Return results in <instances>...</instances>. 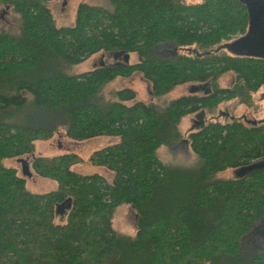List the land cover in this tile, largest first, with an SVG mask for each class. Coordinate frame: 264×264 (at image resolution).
Here are the masks:
<instances>
[{"label": "trees", "instance_id": "trees-1", "mask_svg": "<svg viewBox=\"0 0 264 264\" xmlns=\"http://www.w3.org/2000/svg\"><path fill=\"white\" fill-rule=\"evenodd\" d=\"M49 1L0 0L20 23L18 32L0 29V264H264V248L245 251L241 242L264 216V167H248L264 160V121L214 115L233 99L255 107L252 96L264 86L263 58L215 50L245 32L246 6L79 0L73 23L62 26ZM164 42L183 51L162 58L156 46ZM96 53L122 63L74 71ZM125 53L136 60L124 62ZM135 72L148 82L150 102L135 100L131 88L104 93L116 77ZM226 73L232 82L220 85ZM183 83L205 90L156 101ZM197 112L211 116L183 136L180 120ZM56 132L74 140L115 137L87 159L110 177L72 170L83 161L73 152L35 153L34 142ZM180 141L194 164L159 158L158 148ZM29 154L32 173L54 180V189L32 192L25 176L4 165ZM245 167L237 177H215ZM122 205L135 213L134 235L113 227Z\"/></svg>", "mask_w": 264, "mask_h": 264}, {"label": "rangeland", "instance_id": "rangeland-1", "mask_svg": "<svg viewBox=\"0 0 264 264\" xmlns=\"http://www.w3.org/2000/svg\"><path fill=\"white\" fill-rule=\"evenodd\" d=\"M189 2H195L199 0H187ZM79 0H51L48 2V7L50 8L52 15L57 23V25H71L74 20L75 8ZM0 8V29L7 31L18 32L20 30V23L18 15L13 12L4 11L1 12ZM238 36V35H235ZM173 42H164L156 46V51L158 55L162 58L172 60L176 57V54H172L175 49ZM224 48V47H223ZM160 49H162L160 51ZM224 50H226L224 48ZM160 51V52H159ZM183 51L182 49L178 50ZM177 51V52H178ZM136 60V55H129V62H134ZM106 62L113 64L116 59L112 55L96 53L81 63L77 64L74 71L81 72L93 68L98 62ZM231 73L224 74L219 82L220 85L228 86L232 82ZM121 88H131L136 92L135 100H140L143 102H150L151 93L149 89L148 82L143 79L140 73L135 72L129 77H116L113 81L109 82L104 87V93L110 90H118ZM203 87L198 85H192L190 83H183L175 86L169 92L162 94L156 101L162 103L174 98H177L183 94H188L191 92H203ZM204 90V89H203ZM253 101L255 107H247L245 105L236 104L235 100H229L222 102L218 105L215 110L214 115L218 119L224 121L229 116H243L245 119L254 120L261 119L264 117V86L261 87L256 93L253 94ZM202 115V116H201ZM210 117L209 113H192L184 116L180 120L179 128L183 136H186L188 131L194 128V120L197 122L201 117ZM196 125V123H194ZM117 139L110 136H99L91 139L85 140H74L66 137L62 132H56L47 140H36L34 142L35 153L51 157L64 153H76L82 158V162L75 163L71 166V169L80 174H88L93 172H99L101 174L110 177V172L105 168L92 165L87 161L89 155L92 151L108 144L115 142ZM159 158L169 164H175L180 166H190L195 163L196 156L189 149L185 141H180L172 145H163L157 150ZM23 161L31 162V155H23L20 157ZM19 158H8L5 159V166L15 167L19 175L25 176L26 186L32 192H45L52 190L56 187V182L50 178L41 177L33 173L30 177L26 176L22 170V161ZM31 172H34L32 167L29 166ZM241 170L237 168H227L223 171L218 172L215 177L218 179L237 177ZM65 208L60 209L61 216H63ZM59 213V214H60ZM60 217V216H59ZM56 217V220H59ZM258 232L255 234L250 232L243 238L242 245L245 251H251L255 248H264V225L257 223ZM113 227L124 234L134 235L135 233V213L127 205L120 206L113 216Z\"/></svg>", "mask_w": 264, "mask_h": 264}, {"label": "water", "instance_id": "water-1", "mask_svg": "<svg viewBox=\"0 0 264 264\" xmlns=\"http://www.w3.org/2000/svg\"><path fill=\"white\" fill-rule=\"evenodd\" d=\"M245 6L248 15L247 28L244 33L237 37L219 44L215 50H224L227 52L238 55V56H250L264 59V0H240ZM8 8V6H6ZM2 13L4 10L1 11ZM257 27L262 35V41L257 43L255 40L254 28ZM224 47V48H223ZM176 51V46L174 47ZM177 52V51H176ZM113 58H116L115 56ZM124 62H128L129 54L125 53L123 56ZM253 122H262L264 117L261 119L252 120ZM23 159V158H22ZM21 158L18 160L22 161L23 173L30 177L33 173L29 169V162L23 161ZM250 168H261L264 167V160L252 163ZM248 167L241 170L243 173ZM63 204L58 205L57 211L60 212L61 208H64Z\"/></svg>", "mask_w": 264, "mask_h": 264}, {"label": "flooded vegetation", "instance_id": "flooded-vegetation-1", "mask_svg": "<svg viewBox=\"0 0 264 264\" xmlns=\"http://www.w3.org/2000/svg\"><path fill=\"white\" fill-rule=\"evenodd\" d=\"M254 33H255V40H256V42L257 43H260L261 41H262V35H261V32L259 31V29L257 28V27H255L254 28ZM240 35V34H239ZM235 37H237V36H233L231 39H233V38H235ZM230 39V40H231ZM162 49H160V51H161ZM159 51V52H160ZM162 52V51H161ZM172 54H176V51H175V49L172 51ZM176 56H177V54H176ZM116 59V61L112 64V65H118V63H122L121 61L122 60H119V57L117 58H115ZM203 87V89H204V85H201V88ZM202 89V91H204ZM202 116V115H201ZM200 116V117H201ZM205 117L203 116V117H201V119L200 120H198L197 122L194 120V123H196V125H194V123H193V126L194 127H196V126H198L199 125V123L204 119ZM257 223H259V224H261L262 223V225H264V216L263 217H261L258 221H256L253 225H252V227H251V229L249 230V232L248 233H250V232H253V233H257L258 232V227L259 226H256V224Z\"/></svg>", "mask_w": 264, "mask_h": 264}]
</instances>
